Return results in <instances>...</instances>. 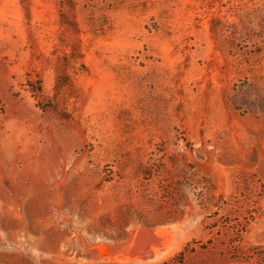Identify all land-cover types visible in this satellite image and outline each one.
Wrapping results in <instances>:
<instances>
[{
  "label": "rangeland",
  "instance_id": "374dc122",
  "mask_svg": "<svg viewBox=\"0 0 264 264\" xmlns=\"http://www.w3.org/2000/svg\"><path fill=\"white\" fill-rule=\"evenodd\" d=\"M0 264H264V0H0Z\"/></svg>",
  "mask_w": 264,
  "mask_h": 264
}]
</instances>
